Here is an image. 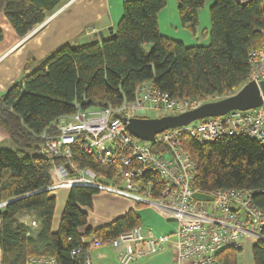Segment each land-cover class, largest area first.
I'll return each instance as SVG.
<instances>
[{
	"label": "trees",
	"instance_id": "obj_1",
	"mask_svg": "<svg viewBox=\"0 0 264 264\" xmlns=\"http://www.w3.org/2000/svg\"><path fill=\"white\" fill-rule=\"evenodd\" d=\"M67 1L0 0V14L24 38ZM206 1H178L184 27L196 31L198 12ZM165 5L166 0H124L114 36L62 45L0 96V128L14 145L13 149L0 147V264H26L30 257L39 256L55 257L58 264H85L82 254H73L83 236L108 240L143 225L137 211L130 209L104 226L83 231L86 209L92 208L100 191L78 186L69 190L58 230H53L57 199L45 189L52 183L50 171L55 165L69 160L92 168L107 181L117 175V166L100 164L79 146L68 160L45 157L41 135L55 132L53 123L58 118L73 114L76 105L117 108L132 102L146 82L173 98L203 103L210 97L233 95L248 82L249 53L264 43V0H214L210 29L202 30L210 42L196 46L162 34L158 14ZM4 36L0 26V42ZM181 146L196 162L197 189L257 190L254 201L264 207V143L245 135L201 143L184 135ZM33 148L38 153H28ZM144 179L153 182V196H160V178L146 172ZM26 215L34 216L37 227L21 221ZM242 250L226 248L219 255L226 264H238ZM252 256L254 264H264V242L252 246Z\"/></svg>",
	"mask_w": 264,
	"mask_h": 264
},
{
	"label": "built area",
	"instance_id": "obj_2",
	"mask_svg": "<svg viewBox=\"0 0 264 264\" xmlns=\"http://www.w3.org/2000/svg\"><path fill=\"white\" fill-rule=\"evenodd\" d=\"M249 60L248 82L259 83L264 79V43L249 53ZM201 104L198 100L173 98L152 82H146L138 87L134 101L117 108L76 105L73 114L61 116L53 123L55 132L41 135V153L47 158L68 160L73 148L79 146L83 152L94 155L100 164L117 166V175L113 181H107L92 168L79 167L68 160L51 169L52 183L45 190L53 194L78 186L91 187L126 197L136 204H147L164 218L176 219L177 227L172 233L156 234L139 225L108 240L94 234L83 236L81 246L73 254H82L85 264H91V251L103 246L113 248L121 264L137 263L168 247L174 248L175 264H226L219 255L223 249H244L264 242V207L254 201L259 191L197 189L196 162L181 146L184 135L201 143L228 135H245L264 143V98L257 108L232 110L167 129L157 134L154 142L134 136L121 118L149 117L150 112L177 115ZM146 172L160 178L163 186L160 196H153L154 184L144 179ZM195 192L213 198L197 200L193 196ZM26 264L58 262L52 256H39L30 257Z\"/></svg>",
	"mask_w": 264,
	"mask_h": 264
},
{
	"label": "crops",
	"instance_id": "obj_3",
	"mask_svg": "<svg viewBox=\"0 0 264 264\" xmlns=\"http://www.w3.org/2000/svg\"><path fill=\"white\" fill-rule=\"evenodd\" d=\"M178 1L166 0L165 7L158 14L159 28L162 34L172 38L170 32L166 31L173 28L178 30L182 27L191 34L189 42H187L189 44L186 43L185 37L175 40L182 41L187 46L208 45L210 38L209 36H202V30L210 29L211 20H209V24L202 26L201 18L202 15L204 17L206 14L208 15V12L210 17L209 7L214 0H207L204 6L199 9V24L195 32L182 25L178 13ZM123 2L124 0H69L24 38L17 36L5 15L1 13L0 26L5 36L4 40L0 42V96L12 84L21 80L25 74L31 71L37 62L48 57L62 45L73 42L80 45L92 41H102L101 33L104 39L111 37L112 33L116 32L118 22L123 14ZM203 39L205 41L209 39V41L205 44L202 42ZM31 60L36 62L31 63ZM8 140H10L9 135L0 128V144ZM68 193L69 190H67L66 195L62 196L60 203L57 202L56 204L53 221L54 231L58 230ZM141 206V204H136L126 197L100 192L94 197L92 208L86 209L88 211V222L82 230L84 231L87 228L97 229L104 226L124 215L130 209L136 210L142 219L139 211ZM159 216L162 217L160 213ZM168 219L164 218L166 222L164 226L159 225V228L162 229L160 233H172L176 229V221H169ZM21 221L37 227V222L32 215H26V218L21 219ZM174 222L176 225H174ZM146 230L154 232L152 228H146ZM91 264L121 263L118 260L117 252L113 248L103 246L94 248L91 251ZM134 264H175L174 248L168 247ZM238 264H241L239 258ZM246 264H254V261L248 260Z\"/></svg>",
	"mask_w": 264,
	"mask_h": 264
},
{
	"label": "water",
	"instance_id": "obj_4",
	"mask_svg": "<svg viewBox=\"0 0 264 264\" xmlns=\"http://www.w3.org/2000/svg\"><path fill=\"white\" fill-rule=\"evenodd\" d=\"M113 32L111 36H114ZM101 39H104L101 33ZM264 98V79L259 83L249 81L244 84L235 94L223 97L218 100L205 102L198 107L177 115H164L161 117H121L127 125L128 130L141 140L154 142L156 135L170 128L185 126L196 120L208 117L221 116L232 110H249L259 107ZM116 117H120L116 115ZM197 200H212V196L195 192ZM169 221H176L169 218Z\"/></svg>",
	"mask_w": 264,
	"mask_h": 264
},
{
	"label": "rangeland",
	"instance_id": "obj_5",
	"mask_svg": "<svg viewBox=\"0 0 264 264\" xmlns=\"http://www.w3.org/2000/svg\"><path fill=\"white\" fill-rule=\"evenodd\" d=\"M209 8H208V10H209ZM209 20H210L209 12H208V15L206 14L205 17H204V15H202V18H201L202 26H205V24H209V22H210ZM166 32H170L169 33L170 36H172V38H174V39H181V38L185 37L186 43L189 42V37L191 36L190 32H188L187 30H184V28H182V27H180L178 30L173 28V29L167 30ZM208 41H209V39L207 41H205L203 39L202 42L206 44ZM71 44H72V46H76V43H74V42ZM187 44H189V43H187ZM149 49H150V45H146L145 50L149 51ZM218 99H221V98L217 97L216 100H218ZM208 100L213 101L212 97H210ZM149 114H150L149 117H161V116H163L161 113H158V112H150ZM0 147L13 149L14 145L10 140H8L6 142L1 143ZM28 153H30V154L38 153V150L33 148V149L29 150ZM66 194H67V190H58L54 193V195L57 196V202L58 203H60L62 196L66 195ZM141 205L142 206L140 207L139 211H140V214L142 215L144 228L145 229L146 228L147 229L152 228L155 233H160L162 231V229L159 228V225L164 226V224L166 223L164 218H162L163 216L162 217L159 216V213L155 209H153L151 206H149L147 204H141ZM25 218H26V216H23L21 219H25ZM174 225H176L175 222H174ZM251 250H252V246L247 245L238 254V258L241 261V264H246L248 260L249 261L252 260V262H253V256H252Z\"/></svg>",
	"mask_w": 264,
	"mask_h": 264
}]
</instances>
